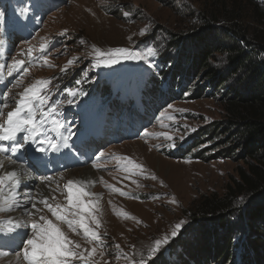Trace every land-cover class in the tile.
I'll use <instances>...</instances> for the list:
<instances>
[{"label": "rangeland", "instance_id": "rangeland-1", "mask_svg": "<svg viewBox=\"0 0 264 264\" xmlns=\"http://www.w3.org/2000/svg\"><path fill=\"white\" fill-rule=\"evenodd\" d=\"M228 2L232 6L228 5L227 13L232 14L233 18L237 17L236 20L248 31L249 38L264 31V20L261 18L264 0H0V13L4 15L0 41L4 42L5 38V41L9 39L12 43L0 44V65L24 60L28 68L27 73L17 69L11 76L5 68L0 73V84L4 88L2 94H7V100L4 96V103L7 104L4 112L16 107L14 100L26 87L37 80H48L50 83L43 95L49 99L56 95L63 96L64 99L60 100L63 114L71 122L77 119L76 125L69 126L67 123L73 132L84 127L87 133L96 134L99 130L106 133V138L94 140L89 148L86 140L83 145L77 142L71 146L72 141L69 139L65 148L69 153L74 150L71 148H75L74 153L80 160L73 161L67 156L71 160L62 164L53 162L56 170H48L47 173L44 170L41 172V168L27 155L26 165L30 166L32 172L25 168L39 180H32L33 185L30 180H26L29 184L21 189L23 196L15 201L21 207H13L10 213H0V220L8 215L13 217V213L24 208L25 219L22 222H37L41 215L55 221L41 202L47 197L48 203L54 206L66 205L64 185L68 180H74L81 183L87 192L94 194L85 199L95 202V214L101 222L97 230L101 234L103 246L95 241L88 243L82 231L73 233L66 225H62V229L82 247L97 248L94 258L96 264H128L132 258L139 261L141 255L146 264H212L217 258L211 241L213 234L217 232L221 239L225 237L226 231L231 232V248L237 254L249 250L248 255L255 259L257 252L250 238L254 232L252 230L249 234L246 230L244 218L238 222L237 218L231 220L229 230H221L219 225L210 222L204 225L196 221L200 216V207L220 204L218 200L224 203L233 198L239 189L243 193L236 198L245 208H240L241 215L244 210L249 213L256 207L264 206V198L255 199L245 195L246 185L240 178V171L248 172L251 160L242 157L238 126H231L233 122L224 108V90L220 88L217 91V87L215 90L209 85L212 81L206 79L210 73L207 68L203 71L190 68L187 72L190 63L186 57L198 50L208 53L200 46L201 39H197L205 34L203 27L206 23L203 18L206 9H224L223 4ZM254 2L259 8L255 9ZM125 12L130 15L125 17ZM26 13L39 18L28 21L24 17ZM16 22L18 27L14 28ZM141 29H146L144 35L140 34ZM14 30L19 33L17 37ZM173 36L179 38L172 41L175 39ZM209 37L214 45L225 44L228 47L233 44L217 33ZM82 40L84 43H81ZM249 40L253 42V39ZM93 45L103 53L117 47L145 55L148 47H154L156 52L149 56L150 59L148 56L143 60L121 58L116 64L96 66ZM29 49L32 50L31 55H28ZM180 49H183L181 53ZM209 56L212 60L208 62L213 64L214 71L226 76L230 73L231 77L227 53L214 50ZM70 59H74V63L68 65ZM65 67L67 70L61 71ZM5 72L8 79L14 77L10 82H7ZM137 73H144L146 85H152L146 94L147 100L154 96L151 93L154 88L160 89L164 96L176 94V99L169 98L165 103L158 101L155 112L148 111L144 116L134 106L131 109L139 117L126 116L120 125L117 116L125 112L126 106L123 105H130L134 99L124 104L120 100L129 95L126 90L129 77ZM186 73L190 77L189 82H184ZM250 77L245 69H240L227 80L226 85L235 88L238 85V92L245 95L252 84ZM205 84L206 87L203 86ZM197 87L198 90L194 92ZM68 89L78 90L79 94L73 98ZM118 91L120 95H116ZM133 92L131 94L136 97ZM69 100H73V103L69 104ZM83 103L88 105L82 107L81 111L74 108ZM147 106V103L142 104L143 108ZM71 111L76 113L73 117L69 115ZM67 124L52 131L49 120L43 129L58 141L63 133H67ZM130 127L133 129L128 130ZM127 133L132 136H126ZM161 133H167L172 139H167ZM109 138L113 141L110 142ZM235 141L238 142L236 146ZM58 143L62 144V139ZM186 151V155H181ZM53 153L55 151H51L50 156ZM101 153L104 155L100 156ZM57 156L58 151L55 158ZM22 157L14 160L18 162L26 159ZM127 159L142 165V169H132L129 165L131 171H126L123 166ZM19 162L17 164L22 165ZM31 162L34 164L31 165ZM59 165L63 171L57 170ZM38 182L42 183V189L37 187ZM30 189L34 196L28 195L27 198L32 199L35 208L31 202L23 207L26 199L23 192ZM121 191L125 194L121 195ZM173 198L176 203L171 202ZM181 220L185 223L177 236L171 237L168 244L149 258L148 248L153 241L170 234L172 227ZM258 229L256 232L264 235V227ZM16 231L21 234L27 231L31 235L30 227ZM10 235L0 232V264H16L14 256L23 260L20 237ZM101 252L103 256L99 255ZM121 252L127 254V259L124 256L117 259ZM218 264H222L221 261Z\"/></svg>", "mask_w": 264, "mask_h": 264}, {"label": "snow or ice", "instance_id": "snow-or-ice-1", "mask_svg": "<svg viewBox=\"0 0 264 264\" xmlns=\"http://www.w3.org/2000/svg\"><path fill=\"white\" fill-rule=\"evenodd\" d=\"M130 13L125 12L124 16L128 17ZM4 23V15L0 13V26ZM67 32V30H65ZM146 29H141V35H144ZM3 41H0L2 44ZM81 43H84L82 40ZM95 50L96 66L100 64L111 65L116 64L119 60H143L147 56L155 54L156 49L154 47H148L145 54L139 51H132L128 48L117 47L111 49L108 53H103L100 49L92 46ZM44 46H42V51ZM32 54V50H28V55ZM78 59V58H74ZM74 59H70L67 64L74 63ZM46 62V58H45ZM24 60H14L12 65H8V75H12L13 71L17 69L22 70L24 73L28 72V68L25 66ZM5 65H0V73L3 72ZM67 67L61 69L66 71ZM85 75H87L85 73ZM20 83V81H18ZM50 83L48 80H37L35 83L26 87L23 92L19 93V98L14 100L16 107L4 112V108L7 107L6 102L0 103V141H11L10 146H6L4 143H0V154L11 153L16 154L26 145L34 146L37 152H47L49 150L59 151L61 146L67 147L68 140L73 133L69 132L67 136L62 135L63 143H58L57 139H54L46 135L43 126L45 123L51 121L52 131H57L64 127L59 120L55 118L53 113L55 112V106H53L52 112H49L47 116L44 114V109L37 108V105H43L46 103V98L42 95L44 89ZM80 83V81H77ZM68 93L75 97L79 94L78 90L68 89ZM5 100H7V94H5ZM69 104L73 103V100L68 101ZM37 112H39L40 122H37ZM167 139L171 140L172 137L167 133H161ZM175 146L174 144L172 145ZM104 154L101 153L100 156ZM99 158V157H98ZM8 161L15 163L11 156L7 157ZM131 165L132 169H142V165L134 163L131 159H127V163L123 166L126 171ZM4 167V161L0 160V168ZM155 179V176L152 177ZM21 184L20 173L16 170L6 171L0 174V213H10L13 207L20 208L21 205L15 202L17 190ZM7 189V192L5 191ZM66 190V205H53L48 203L46 197L41 203L48 209L51 215L55 218V221L48 219L47 216L41 215L37 222H22L21 219H13L11 216L6 217L4 220H0V232L15 233L21 240V252L23 253V260L27 264H96L95 256L97 255V248H85L73 239L70 238L68 233L62 229V225H66L73 233L79 234L82 231L83 237L88 243L95 241L97 244L103 246L101 234L97 230L100 227V220L98 219L96 212L95 202L87 200L85 197L94 195L89 193L81 185V183L68 180L64 185ZM120 191V189H115ZM125 193L121 191V195ZM176 203L175 199L171 201ZM36 207L35 204L32 205ZM31 215V213H29ZM127 215V213H125ZM185 221L181 220L176 223L170 232V234L163 235L162 238L155 239L148 248V257L151 258L157 253L164 245L169 243L171 237L177 236L179 230L184 225ZM94 225V226H93ZM31 228V235L27 231L22 234L17 232V229ZM119 248V245H116ZM99 255L103 256L101 252ZM135 255V254H134ZM120 256H124L127 259V254L121 252ZM128 264H146L143 255L141 259L136 261L134 258L128 260Z\"/></svg>", "mask_w": 264, "mask_h": 264}, {"label": "trees", "instance_id": "trees-1", "mask_svg": "<svg viewBox=\"0 0 264 264\" xmlns=\"http://www.w3.org/2000/svg\"><path fill=\"white\" fill-rule=\"evenodd\" d=\"M228 5L230 7L232 6L230 2H228L223 4L224 9L220 7H217V10L206 9L203 18L206 23L203 27L205 34L203 37H198L197 39H201L199 40V44L203 46L204 50L208 53L206 54L204 51L200 52L198 50V52H193V54L186 57L190 63L187 72L190 68L194 71H203L207 68L210 73L206 76V79L212 81L209 85H211L212 88L215 87V90L217 87V91L220 88L224 90L222 94V97H224V108L227 111L228 117L233 122L231 126L233 128L238 126L237 134H239V147L242 149L241 151H243L242 153L244 155L242 157L251 160L248 167L249 171H240V178L246 185L245 189L247 193H245V195H248L250 198L259 199L264 198V31L249 38L248 31L236 20L237 17L233 18L232 14L227 13ZM253 6L255 9L259 8L255 2ZM261 18L264 20V13L261 14ZM213 33L221 35L222 38L229 39L233 44L230 46L228 45V47L225 44L214 45L209 37V35H213ZM173 37H175V39L172 41L179 38L177 36ZM249 39H253V42H250ZM214 50L227 53V60L229 65H231V77L240 69H245L246 72L249 73L251 76L250 78H252V84L247 94H240L238 92V85L236 88L226 85L227 80L231 78L230 73L226 76V74L214 71L213 64H209L208 62L210 59L212 60L209 55L211 51L213 52ZM182 51L183 49L179 50L180 53ZM211 66L212 70H210ZM189 79L190 77L186 73L184 82H189ZM139 85L143 86L144 95L149 93V88L152 86L151 83L149 86H147L146 83H140ZM203 86L206 87V84ZM232 88L236 90H232ZM197 90L198 87L194 92ZM162 91L165 93L163 89ZM151 93L154 96L148 100L151 103H147L149 106L148 111L151 112H155L159 106L158 101L161 100L165 103L169 98L176 99V94L169 92L170 95L172 94V98L164 96L158 88L151 90ZM129 109H126V111ZM132 113L134 112L132 111ZM227 141L229 140L227 139ZM237 143L238 142L235 141L234 146H236ZM194 146L195 145H193V147ZM187 152L188 151L181 155H186ZM238 186L240 187V185ZM242 193L243 190L239 189L236 194L234 193L233 198L226 200L224 203L218 200L220 204L200 207L198 209V214H200V216L196 221L198 224L203 222L204 225L210 222L211 224L219 225L221 230L224 228L229 230L228 227L231 220L237 218L238 222L239 220L243 221L244 218L246 230L249 234L252 233V230L254 232L252 233L253 237L250 235V238H252L251 243L256 249L257 256L255 259H252L248 255L250 252L249 250L246 253L241 251L237 254L235 249L231 248L233 246L232 237L230 236L231 232L226 231L225 237L221 239L218 237L220 235L215 232L211 241L213 242V247H215V256L217 258L212 264H218L220 261L222 264H229L230 262H233L232 264H264V235L256 232L259 231L258 228L260 226L264 227V206L256 207L249 213L244 210L241 215L240 208H243L241 207L242 203L239 201V198L237 199L236 197L242 195Z\"/></svg>", "mask_w": 264, "mask_h": 264}, {"label": "bare ground", "instance_id": "bare-ground-1", "mask_svg": "<svg viewBox=\"0 0 264 264\" xmlns=\"http://www.w3.org/2000/svg\"><path fill=\"white\" fill-rule=\"evenodd\" d=\"M7 44H9V45H12V43H11V41L10 40H8V42H7ZM9 65V64H8ZM9 86V85H8ZM1 90H2V86H0V103H4V94H2L1 93ZM65 134V136H66V133H64ZM0 143H4L5 145H7V146H10L11 145V141H0ZM50 152L51 151H47V152H37L36 150H35V148H34V146H28V145H26L25 146V148H23V149H21L18 153H16V154H11L10 152L9 153H4L3 155H1L0 154V160H3L4 161V167L3 168H0V174H3L4 172H6V171H11V170H16L18 173H20V180H21V184H20V186H19V188H18V190H17V195H16V198H15V201H18V199H20L23 195H22V188H24L25 186H27L28 184H29V182L28 181H26V180H30L31 181V183H32V185H33V181L32 180H35L36 182L39 180V177H38V180H37V178L36 177H32L31 176V174L27 171V169L26 168H28V170L29 171H31V169H29V167L26 165L27 164V155H30L29 157L32 159V161L34 162V163H36L37 165V167L38 168H41V169H39L41 172H42V170H44L46 173H47V171L48 170H56L55 169V167H53V166H49V162L50 161H52V160H56V161H58V162H60V163H62V162H64V160L66 159V157L68 156V157H70V158H73L72 160L73 161H79L80 159H79V157L76 155V154H74V153H69L68 152V149H66L65 147H63V146H61V148H60V150L58 151V156H57V158H55V154H56V151H55V153H53L51 156H50ZM8 156H11L12 157V160H14V159H20V157L21 156H23L22 158H26L25 160H19L18 162L19 163H21L22 165H19V164H17L18 162H17V160H16V162L17 163H11V162H9L8 161V159H7V157ZM64 157V158H63ZM15 161V160H14ZM33 162H31V165L32 164H34ZM26 167V168H25ZM63 167V166H62ZM94 167H98V166H94ZM59 169V172H60V170H62L63 171V168H61V166L60 167H58L57 168V170ZM92 169H93V167H92ZM64 170H66V169H64ZM32 172V171H31ZM77 171L75 170V173H76ZM91 172V171H90ZM58 173V172H57ZM92 173V172H91ZM90 173V174H91ZM37 174V173H36ZM38 174H43V173H38ZM56 174V173H55ZM88 174V173H87ZM87 174H86V176H87ZM52 176H53V178H54V175L53 174H51ZM34 176H35V174H34ZM76 178H77V176H76ZM53 180V179H52ZM79 181V180H78ZM62 182V181H61ZM64 183V182H63ZM42 184V183H41ZM39 182H38V184H37V187H39V189H42V185H41ZM65 184V183H64ZM63 184V185H64ZM51 185V184H50ZM61 185V184H60ZM53 185H51V187H52ZM46 189V188H45ZM110 190V189H109ZM5 191L7 192V189H5ZM25 191V190H24ZM23 194H24V196L26 197V199H24V204H23V207H25L26 205V203L28 202H31V204H33L34 202H32V199H29V198H27V196L28 195H33L34 196V192H33V190H29L28 192H23ZM45 194H47V191H46V193ZM25 197H23V198H25ZM87 198V197H86ZM105 204V203H104ZM113 207V206H112ZM25 211H24V208H21L20 210H18L17 211V213H13V219H16V218H19V219H21V220H24L25 219V216L23 215V213H24ZM8 216H10V215H8ZM7 216V217H8ZM140 219V218H139ZM141 222H144V220H142L141 219ZM141 228V227H140ZM139 229V228H138ZM12 235H14V237H17V235L15 234V233H11V235L10 236H12ZM5 237V236H4ZM13 239H15V238H13ZM14 241H17V240H14ZM12 245H15V242H12ZM14 258V260H16V264H27L25 261H23V263H22V261H21V258L20 257H17V256H14L13 257Z\"/></svg>", "mask_w": 264, "mask_h": 264}]
</instances>
